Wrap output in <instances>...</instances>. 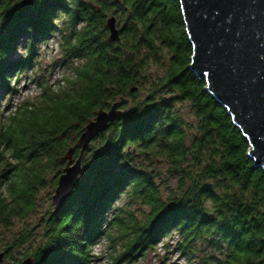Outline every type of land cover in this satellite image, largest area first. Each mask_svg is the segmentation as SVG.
I'll use <instances>...</instances> for the list:
<instances>
[{
    "label": "trees",
    "instance_id": "obj_1",
    "mask_svg": "<svg viewBox=\"0 0 264 264\" xmlns=\"http://www.w3.org/2000/svg\"><path fill=\"white\" fill-rule=\"evenodd\" d=\"M20 2L0 0V108L16 91V74L32 66L37 44L57 29V11L65 15L64 59L81 61L72 65L64 89L44 88L38 105L24 102L0 122V227L31 214L39 189L57 184L61 158L71 146L77 157L76 139L99 109L116 100L120 109L92 139L71 194L57 211L45 213L39 239L22 258L90 264L91 247L105 236L118 245L110 264H132L175 233L184 255H194L199 241L213 250L203 252L200 264H264V172L253 165L248 141L226 108L188 68L192 47L179 0ZM110 15L119 28L115 41L108 40ZM24 38L25 54L12 57ZM152 63H165L166 71L151 81ZM183 101L195 117L191 132L174 107ZM133 150L146 161L166 160L176 184L165 196L148 166L134 163ZM128 189L148 210L108 219L114 200ZM31 237L30 229L17 233L2 258Z\"/></svg>",
    "mask_w": 264,
    "mask_h": 264
},
{
    "label": "water",
    "instance_id": "obj_2",
    "mask_svg": "<svg viewBox=\"0 0 264 264\" xmlns=\"http://www.w3.org/2000/svg\"><path fill=\"white\" fill-rule=\"evenodd\" d=\"M33 0H21L27 7ZM182 19L192 53L188 68L204 89L222 104L248 141V156L264 172V0H179ZM108 40L119 38L114 15L106 19ZM118 101L99 109L88 121L75 146L61 158L65 161L52 194L51 213L66 201L82 169V158L90 141L107 128L118 114ZM3 252H0V261ZM26 256L17 264H32Z\"/></svg>",
    "mask_w": 264,
    "mask_h": 264
},
{
    "label": "rangeland",
    "instance_id": "obj_3",
    "mask_svg": "<svg viewBox=\"0 0 264 264\" xmlns=\"http://www.w3.org/2000/svg\"><path fill=\"white\" fill-rule=\"evenodd\" d=\"M64 19L65 15L62 11H57L55 13L54 23L57 29L47 40L37 44L34 50L32 66L16 74L14 83L15 93L8 96L6 95L1 102L0 122L3 124L8 122L9 117L17 112L24 102L31 104V107L38 105L42 100L44 88L46 91H60L64 89L67 84V77L73 75L72 65L79 63L81 60H78L76 57L64 59V49L61 46L63 36L67 33L62 31ZM25 45L26 39H21L11 56H23L26 52ZM165 71V63H152L147 71V79L152 81L158 78V76L163 75ZM140 94H143V90L140 91ZM126 100L128 101V98H126ZM174 107L187 122L189 126L187 130L191 132L194 127L195 117L189 103L187 101L176 102ZM118 111H120L119 108ZM91 142L92 140L88 144V147L91 146ZM133 153L134 163L137 165L140 163L145 164L148 166L149 170H151L150 172L153 175V180L158 184L163 196H165L170 189L175 187L176 176L167 172L168 164L163 157L152 156L149 161H146L145 154H138L135 150H133ZM85 154L86 152H84L83 156ZM50 174L51 171L47 176L49 177ZM55 187L56 185H47L46 187L40 188L37 195L36 209L31 214L26 217H15L11 219V224L8 227H0V252H2L5 245L11 242L17 233L27 229H30L32 232L30 242H26L22 249H12L9 256L2 258V263L15 264V258L17 260L21 259L22 252H27L39 239L45 213L53 209L51 201ZM0 189L4 191L2 186ZM147 210L148 206L142 203L139 198L133 196L130 189H128L116 197L113 205L109 208L107 218L110 219L114 213H121L124 211H131L136 216L141 217L143 212ZM109 231H111V229ZM177 240L178 237L175 233L163 237L154 249L146 252L132 264H200L203 252L213 251L204 241H199L197 244V251L194 255H184L177 248ZM117 248L118 245L114 247L109 239L102 236L91 247L90 253L93 257L90 264H110L112 256L116 253ZM214 253L216 254V252Z\"/></svg>",
    "mask_w": 264,
    "mask_h": 264
},
{
    "label": "flooded vegetation",
    "instance_id": "obj_4",
    "mask_svg": "<svg viewBox=\"0 0 264 264\" xmlns=\"http://www.w3.org/2000/svg\"><path fill=\"white\" fill-rule=\"evenodd\" d=\"M21 3V2H20Z\"/></svg>",
    "mask_w": 264,
    "mask_h": 264
}]
</instances>
